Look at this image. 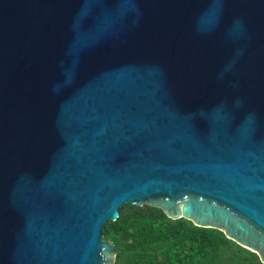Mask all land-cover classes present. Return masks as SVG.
<instances>
[{"label": "water", "instance_id": "95a60500", "mask_svg": "<svg viewBox=\"0 0 264 264\" xmlns=\"http://www.w3.org/2000/svg\"><path fill=\"white\" fill-rule=\"evenodd\" d=\"M128 204L264 264V0H0V264H115Z\"/></svg>", "mask_w": 264, "mask_h": 264}, {"label": "trees", "instance_id": "16d2710c", "mask_svg": "<svg viewBox=\"0 0 264 264\" xmlns=\"http://www.w3.org/2000/svg\"><path fill=\"white\" fill-rule=\"evenodd\" d=\"M119 213L102 233L115 247V264H261L222 232L173 221L160 209L128 204Z\"/></svg>", "mask_w": 264, "mask_h": 264}]
</instances>
